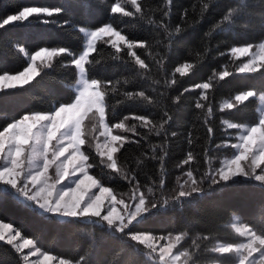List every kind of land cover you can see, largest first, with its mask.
Wrapping results in <instances>:
<instances>
[{"label":"snow or ice","instance_id":"snow-or-ice-1","mask_svg":"<svg viewBox=\"0 0 264 264\" xmlns=\"http://www.w3.org/2000/svg\"><path fill=\"white\" fill-rule=\"evenodd\" d=\"M30 18L76 43H29ZM0 57V208L23 214L0 219V241L16 264H264V0L16 5ZM57 71L62 89L23 106L17 85ZM239 190L258 199L214 198ZM53 220L87 225L83 254L40 247L30 228Z\"/></svg>","mask_w":264,"mask_h":264},{"label":"trees","instance_id":"trees-1","mask_svg":"<svg viewBox=\"0 0 264 264\" xmlns=\"http://www.w3.org/2000/svg\"><path fill=\"white\" fill-rule=\"evenodd\" d=\"M234 2V0H221L222 4ZM62 3L73 4L74 0H0V15L11 12L16 5H34V6H59ZM77 14H82L83 9H74ZM117 16L119 14H116ZM31 24L23 29L24 37L31 44L42 43L45 40L52 44L70 43L75 44L76 40L71 32H66L56 25H44L37 22L34 18H30ZM27 23V22H26ZM0 59H3L0 57ZM9 67H16L18 61L8 60ZM67 74L62 71H57L46 77L40 84H36L35 80L26 86H18L16 90L27 88L28 91L21 97L23 106L40 108L45 106L47 94L52 91H59L62 85L59 81L63 80ZM40 79L39 77L36 80ZM215 199L222 201L225 209H235L240 206L248 207L256 199L258 194L249 192L247 190L230 191L224 193L222 196H215ZM23 217L12 205L0 208V219L12 221L19 227V221ZM15 226V225H14ZM30 232L40 233L39 245L42 249L53 251L69 256L83 254L91 237L88 235L86 224H63L56 221H36ZM76 248L79 250L77 251ZM115 247H109L104 252L103 256H97L99 259L106 260L111 258ZM0 261L2 264H16L15 253L11 251L3 241H0Z\"/></svg>","mask_w":264,"mask_h":264},{"label":"rangeland","instance_id":"rangeland-1","mask_svg":"<svg viewBox=\"0 0 264 264\" xmlns=\"http://www.w3.org/2000/svg\"><path fill=\"white\" fill-rule=\"evenodd\" d=\"M241 59H243V57H241ZM20 86V85H17V87ZM25 251H27V249H25Z\"/></svg>","mask_w":264,"mask_h":264}]
</instances>
